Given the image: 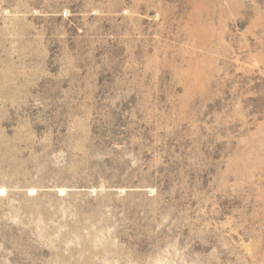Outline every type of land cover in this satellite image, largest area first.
Segmentation results:
<instances>
[{
  "label": "rangeland",
  "instance_id": "374dc122",
  "mask_svg": "<svg viewBox=\"0 0 264 264\" xmlns=\"http://www.w3.org/2000/svg\"><path fill=\"white\" fill-rule=\"evenodd\" d=\"M0 264H264V0H0Z\"/></svg>",
  "mask_w": 264,
  "mask_h": 264
}]
</instances>
